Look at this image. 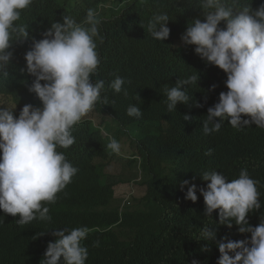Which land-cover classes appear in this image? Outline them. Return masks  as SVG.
I'll return each instance as SVG.
<instances>
[{"label": "trees", "instance_id": "obj_1", "mask_svg": "<svg viewBox=\"0 0 264 264\" xmlns=\"http://www.w3.org/2000/svg\"><path fill=\"white\" fill-rule=\"evenodd\" d=\"M222 2L234 14L246 6L256 10L264 4V0ZM89 8L96 12L98 34L93 39L101 61L91 79L105 82L93 110L110 116L116 131L105 120L97 126L89 118L72 128L75 143L57 150L78 172L57 194L55 203L42 202L49 208L51 221L36 219L20 225L18 216L0 209V264H40L49 242L56 240L55 231L78 227L89 229L82 241L88 248L86 264H191L193 259L217 264L219 241L250 239L251 233H241L234 221L232 227L221 225L219 210L205 215L199 188H206L208 182L200 174L215 170L230 181L246 169L258 181L262 204L247 219L258 226L264 216V128L254 123L233 128L225 118L218 132L204 134L208 108L228 89L227 74L181 39L191 21H205L199 0H33L15 22L25 26L29 36L13 37L8 74H0V105L9 98H38L29 91L35 77L26 72L25 54L34 39L44 38L52 23H63V16L82 23ZM158 12H166L170 19V36L163 42L147 32L148 22ZM219 27L225 28L226 23ZM178 42L183 46L177 47ZM192 75L197 82L184 86L189 102L178 103L176 110L168 112L165 86H175ZM117 76L124 78L127 95L110 87ZM133 104L142 109L141 118L127 115ZM184 115L191 119L184 120ZM242 119L250 116L242 115ZM131 126L140 128L129 132ZM125 132L140 134L132 141L135 150L126 162L130 176H112L107 170L117 162V154L107 144L110 137L121 144ZM209 150L211 154L206 155ZM184 180L197 185L196 202L185 199ZM126 183L146 187V194L131 201L128 197L125 203L115 191ZM205 228L216 232V240L204 239Z\"/></svg>", "mask_w": 264, "mask_h": 264}, {"label": "clouds", "instance_id": "obj_2", "mask_svg": "<svg viewBox=\"0 0 264 264\" xmlns=\"http://www.w3.org/2000/svg\"><path fill=\"white\" fill-rule=\"evenodd\" d=\"M32 2L0 0V74H8L6 66L13 57L9 50L13 37L29 36L27 28L15 22ZM199 3L205 21H191L181 39L187 45H195L201 58L227 74L228 89L208 108L204 134L218 132L225 118L233 128L252 123L264 128V4L256 10L246 6L234 14V9L222 0ZM169 20L166 12L154 14L147 32L163 42L170 36ZM222 21L225 28L219 27ZM97 34L96 12L92 8L87 10L82 23L70 16H63V23H52L43 33L44 38L34 39L31 50L25 54L26 72L35 77L29 91L40 99L42 108L26 104L17 118L13 110L0 106V209L18 216L20 225L36 219L51 221L49 208L42 202L55 203L57 194L78 172L57 149H67L75 143L72 128L93 110L105 89L103 80L93 83L91 79L101 62L93 39ZM178 43L177 47L183 46ZM196 82L197 77L192 75L178 80L175 86H165L168 112L176 110L178 103L189 102L184 86ZM124 84V78L117 76L110 87L127 95ZM103 102L108 103L107 97ZM127 115L141 118L142 109L129 105ZM242 115L250 119H242ZM183 119L191 117L184 115ZM109 139L107 148L119 154L121 144L115 138ZM205 154L210 155L211 150ZM200 175L208 182L206 188H199L205 201V215L219 210L221 225L232 227L234 221L241 233H251L250 239L231 241L225 237L219 241L221 255L217 264H264V216L258 226L250 225L247 219L250 212L262 207L258 181L246 169L230 181L215 170ZM186 186L185 199L196 202L197 185L184 180L181 190ZM88 233L87 227L55 231L56 240L49 242L40 264H86L88 248L82 241ZM202 235L205 240L214 241L217 234L205 228ZM191 264L200 262L193 259Z\"/></svg>", "mask_w": 264, "mask_h": 264}, {"label": "rangeland", "instance_id": "obj_3", "mask_svg": "<svg viewBox=\"0 0 264 264\" xmlns=\"http://www.w3.org/2000/svg\"><path fill=\"white\" fill-rule=\"evenodd\" d=\"M26 104H31L34 107L42 108V102L40 101L39 98H27V97H15V98H9L6 99L0 106L3 107H8L11 110L14 111V115L18 118L20 110L26 105ZM92 119L96 123L97 126L102 125V122L105 120V123H107L109 126L111 125L110 130L116 131V126L113 123V119L108 116L104 115V113H97L94 110H92L87 116L84 117V119ZM106 126L104 125L103 128ZM135 128H140V127H135L131 126L129 128V132L134 130ZM143 129V128H141ZM133 137V138H132ZM140 138V134H128V132H125L121 136V151L119 154H117V162L114 161L110 167L107 170V173L112 176H130V171L126 165V162H128V159L130 156H132V153H134V148L132 145V141L136 142L137 139ZM120 159V160H119ZM115 181L114 178H112V182ZM147 188L143 186H139L136 183H126V184H120L116 187V196L122 198V200H132V197H140L144 196L146 194Z\"/></svg>", "mask_w": 264, "mask_h": 264}]
</instances>
